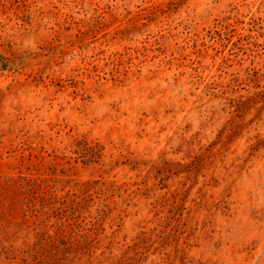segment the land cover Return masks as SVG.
<instances>
[{
  "label": "rangeland",
  "instance_id": "obj_1",
  "mask_svg": "<svg viewBox=\"0 0 264 264\" xmlns=\"http://www.w3.org/2000/svg\"><path fill=\"white\" fill-rule=\"evenodd\" d=\"M0 264H264V0H0Z\"/></svg>",
  "mask_w": 264,
  "mask_h": 264
},
{
  "label": "trees",
  "instance_id": "obj_2",
  "mask_svg": "<svg viewBox=\"0 0 264 264\" xmlns=\"http://www.w3.org/2000/svg\"><path fill=\"white\" fill-rule=\"evenodd\" d=\"M4 66H5V65H2V70H6Z\"/></svg>",
  "mask_w": 264,
  "mask_h": 264
}]
</instances>
